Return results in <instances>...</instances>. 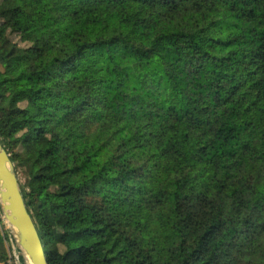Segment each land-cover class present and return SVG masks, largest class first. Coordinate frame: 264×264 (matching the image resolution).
<instances>
[{
    "label": "trees",
    "instance_id": "16d2710c",
    "mask_svg": "<svg viewBox=\"0 0 264 264\" xmlns=\"http://www.w3.org/2000/svg\"><path fill=\"white\" fill-rule=\"evenodd\" d=\"M0 26L49 264H264V0H0Z\"/></svg>",
    "mask_w": 264,
    "mask_h": 264
},
{
    "label": "water",
    "instance_id": "95a60500",
    "mask_svg": "<svg viewBox=\"0 0 264 264\" xmlns=\"http://www.w3.org/2000/svg\"><path fill=\"white\" fill-rule=\"evenodd\" d=\"M0 203L14 240L29 264H49L45 247L23 196L20 180L0 142Z\"/></svg>",
    "mask_w": 264,
    "mask_h": 264
},
{
    "label": "rangeland",
    "instance_id": "374dc122",
    "mask_svg": "<svg viewBox=\"0 0 264 264\" xmlns=\"http://www.w3.org/2000/svg\"><path fill=\"white\" fill-rule=\"evenodd\" d=\"M3 30H4V27L0 26V38L1 39L3 38V34H2L3 33ZM0 208H1V213H2L1 220L3 221L2 224L0 223V228L2 229V225H4L8 230H10L9 229V225L7 224V221L5 219V216H4L3 212H2V205H1V203H0ZM11 236H12V234H11ZM11 244H12L11 246L14 249L13 253H11V256H14L15 260L17 261L16 264H28L27 263V260H26V258L24 256V254H23V252L17 246V244H16L13 236L11 238ZM7 246L9 247L10 244L7 243Z\"/></svg>",
    "mask_w": 264,
    "mask_h": 264
},
{
    "label": "bare ground",
    "instance_id": "6f19581e",
    "mask_svg": "<svg viewBox=\"0 0 264 264\" xmlns=\"http://www.w3.org/2000/svg\"><path fill=\"white\" fill-rule=\"evenodd\" d=\"M30 264V263H29Z\"/></svg>",
    "mask_w": 264,
    "mask_h": 264
}]
</instances>
